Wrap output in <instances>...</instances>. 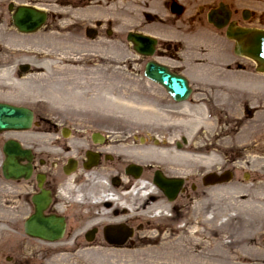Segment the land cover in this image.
<instances>
[{"label":"rangeland","instance_id":"374dc122","mask_svg":"<svg viewBox=\"0 0 264 264\" xmlns=\"http://www.w3.org/2000/svg\"><path fill=\"white\" fill-rule=\"evenodd\" d=\"M70 1L0 0V103L32 110L35 124H70L76 118L136 125L144 133L172 135L170 141L183 137L182 175L197 190L184 208H174L179 210L174 222L173 210L154 208L165 211L154 225L168 223L172 231L154 230L148 244L88 256L66 254L53 264H162L169 253L177 264L196 261L197 255L210 258V264H264V227L245 199L248 194L264 198V147L256 150L264 138L254 134L240 142L264 125V74L235 55L233 43L220 33L202 27L196 36L185 37L183 73L193 93L186 103L176 104L162 88L141 80L142 69L130 64L134 53L110 51L111 43L102 37H84L88 24L117 17L113 6L97 1L83 9ZM222 1L238 14L252 12L248 26L264 29V0ZM10 3L45 10L46 26L33 35L17 33L7 10ZM22 65L30 66L28 74L19 72ZM35 131L0 134V264H8L7 258L20 261L35 247L22 233L32 189L1 175L3 142L14 137L32 144ZM225 171L233 173L229 183L201 186L200 176Z\"/></svg>","mask_w":264,"mask_h":264},{"label":"flooded vegetation","instance_id":"af4514ba","mask_svg":"<svg viewBox=\"0 0 264 264\" xmlns=\"http://www.w3.org/2000/svg\"><path fill=\"white\" fill-rule=\"evenodd\" d=\"M76 1L70 2L82 8L97 1L113 6L117 17L88 24L84 37H102L111 43L110 51L134 53L135 59L130 64L142 69L141 80L146 82L143 69L148 62L186 77L183 73L186 58L181 54L185 37L196 36L202 27L210 33H220L225 40V29L218 31L207 22V13L222 2L219 0ZM222 3L231 12L229 23L250 27L249 22H239L243 20V10L238 14L231 4ZM129 39H135L136 44ZM138 39L152 45L150 58L135 53ZM95 123L76 118L70 124L38 123L34 126L32 144L14 137L4 141L14 140L30 152V162L25 160L22 164L30 165L31 177L18 182L32 189L31 211L23 220L22 233L35 243L33 251L21 255L24 259L7 258L8 264H53L54 258L66 254L88 256L100 249L131 250L136 245L148 244L154 230L159 234L172 231L168 223L154 225L155 218L165 214L154 208L173 210L174 222L179 211L174 208H184L186 200L195 197L192 195L197 187L187 185L180 164L187 141H170L172 135L153 131L144 133L136 125ZM158 178L180 183L173 201L155 185ZM42 191L48 193L50 203L39 219L60 221L63 234L57 242L32 239L23 232L24 222L34 213L31 198ZM119 243L121 246L116 245Z\"/></svg>","mask_w":264,"mask_h":264},{"label":"water","instance_id":"95a60500","mask_svg":"<svg viewBox=\"0 0 264 264\" xmlns=\"http://www.w3.org/2000/svg\"><path fill=\"white\" fill-rule=\"evenodd\" d=\"M12 10V6L9 7ZM209 14V20L215 26L221 28L226 25L228 13L223 8ZM221 17V18H219ZM218 19V20H217ZM13 27L21 34H33L40 30L45 23L46 14L29 6H19L13 11ZM227 37L237 42L239 54L253 60L264 71V31H248L234 29L232 26L227 30ZM135 43V39H129ZM136 47L137 53L143 56L151 55V44L144 39L140 40ZM144 75L149 80L162 86L169 96L176 102L187 100L190 95V89L185 78L168 72L164 67L158 66L152 62L145 67ZM33 114L25 108L13 107L7 104H0V133L9 131H27L31 128ZM4 161L2 164V175L6 180L28 179L31 175V167L23 166L21 161H30V153L21 149L20 145L14 141H8L3 146ZM231 174L224 173L220 176L215 174L206 175L202 179L204 186L221 184L229 181ZM157 187L166 194L169 199H173L177 193L178 184L172 181L158 178L155 180ZM32 204L34 214L25 222L24 232L31 238H37L48 241H58L63 234V227L60 221L56 219H39L48 203V194L44 191L40 195L33 196Z\"/></svg>","mask_w":264,"mask_h":264},{"label":"bare ground","instance_id":"6f19581e","mask_svg":"<svg viewBox=\"0 0 264 264\" xmlns=\"http://www.w3.org/2000/svg\"><path fill=\"white\" fill-rule=\"evenodd\" d=\"M254 134H256L260 138H264V125L258 126V127H256V129H253L252 131L248 132L247 135H245L243 138H241L240 142L243 143L246 139L249 138V136L254 135ZM242 146H244V144H242ZM262 147H264V144L260 143L256 146V150H259ZM241 197L245 198L244 196H241ZM247 198H245V199L250 201L249 206H248V208H251L250 212L252 214H255V218H257V217L261 218L260 228L264 227V198H262V196H257L254 194H252V195L248 194ZM211 248H213V251H215L219 247L218 246H211ZM221 249L223 251L224 247H221ZM136 256L137 255H132L130 258L134 259ZM226 261H228V260H224V262H226ZM203 262L206 264H210V258H208V257L206 258L202 255H197L196 261L189 259V260L185 261V264H203ZM162 264H177V259L174 255L169 253V254L164 255V262Z\"/></svg>","mask_w":264,"mask_h":264}]
</instances>
